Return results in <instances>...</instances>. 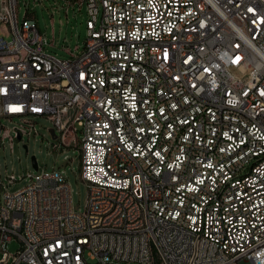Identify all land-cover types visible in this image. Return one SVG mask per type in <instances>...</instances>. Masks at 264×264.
<instances>
[{
    "label": "built area",
    "instance_id": "2783aa9c",
    "mask_svg": "<svg viewBox=\"0 0 264 264\" xmlns=\"http://www.w3.org/2000/svg\"><path fill=\"white\" fill-rule=\"evenodd\" d=\"M83 3L60 58L0 0V148L46 118L87 185L76 210L58 168L12 192L0 164V264H264V0Z\"/></svg>",
    "mask_w": 264,
    "mask_h": 264
},
{
    "label": "rangeland",
    "instance_id": "374dc122",
    "mask_svg": "<svg viewBox=\"0 0 264 264\" xmlns=\"http://www.w3.org/2000/svg\"><path fill=\"white\" fill-rule=\"evenodd\" d=\"M80 1L78 0L75 4L71 0H18L17 8L20 20L27 12L37 19L39 28L48 38L45 46L49 53L60 58H69L72 52H80L83 49L88 36L87 3L81 5ZM2 121L12 129V135L14 127L21 122L17 117L5 118ZM37 121L35 125L37 133L26 135L23 139L15 138L13 144L8 137L5 146L0 148V164L4 181H8L11 174H15V183H8L7 186L12 191H16L28 183V179L25 178L27 173L37 174L42 169L51 170L56 167L71 183L76 210H83L87 185L80 177V148L66 146L61 150L54 149V144L58 143L59 139H55L51 133V121L46 118H39ZM33 156H36L39 167L34 166ZM20 247L21 241L17 237H14L8 245V249L12 252H16Z\"/></svg>",
    "mask_w": 264,
    "mask_h": 264
},
{
    "label": "bare ground",
    "instance_id": "6f19581e",
    "mask_svg": "<svg viewBox=\"0 0 264 264\" xmlns=\"http://www.w3.org/2000/svg\"><path fill=\"white\" fill-rule=\"evenodd\" d=\"M5 118L12 119V116L10 113H0V121H2V119H5ZM3 128H8V127L5 124H3ZM2 137H3V146H5L6 138L9 137L11 139V131H9V129H2ZM4 179H3V184L7 186L8 183H15L16 176L11 175L8 178V181H6L7 183L4 181ZM23 187H25V185ZM27 189H28V192H37V184H35L34 182H28ZM12 192H19V189L16 191H12ZM27 218H34V210H27Z\"/></svg>",
    "mask_w": 264,
    "mask_h": 264
},
{
    "label": "water",
    "instance_id": "95a60500",
    "mask_svg": "<svg viewBox=\"0 0 264 264\" xmlns=\"http://www.w3.org/2000/svg\"><path fill=\"white\" fill-rule=\"evenodd\" d=\"M51 133H52V135H53L54 137H56V132H55V129H54V128L51 129ZM19 138H20V137H19ZM26 147H27V146H26ZM32 159H33L34 166H35V167H38V163H37V158H36V156H33Z\"/></svg>",
    "mask_w": 264,
    "mask_h": 264
},
{
    "label": "crops",
    "instance_id": "0c3cea01",
    "mask_svg": "<svg viewBox=\"0 0 264 264\" xmlns=\"http://www.w3.org/2000/svg\"><path fill=\"white\" fill-rule=\"evenodd\" d=\"M31 15V14H30ZM31 16H33V15H31Z\"/></svg>",
    "mask_w": 264,
    "mask_h": 264
}]
</instances>
